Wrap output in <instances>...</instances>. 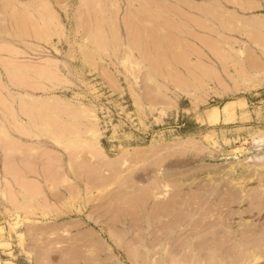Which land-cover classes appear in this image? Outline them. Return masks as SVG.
<instances>
[{
	"label": "rangeland",
	"instance_id": "374dc122",
	"mask_svg": "<svg viewBox=\"0 0 264 264\" xmlns=\"http://www.w3.org/2000/svg\"><path fill=\"white\" fill-rule=\"evenodd\" d=\"M0 126V264H264V0H0Z\"/></svg>",
	"mask_w": 264,
	"mask_h": 264
},
{
	"label": "crops",
	"instance_id": "0c3cea01",
	"mask_svg": "<svg viewBox=\"0 0 264 264\" xmlns=\"http://www.w3.org/2000/svg\"><path fill=\"white\" fill-rule=\"evenodd\" d=\"M21 127L24 129V131H25V129H26V131H29L30 130V126H24V125H21ZM4 129H5V127H1L0 126V133L2 134V135H4ZM0 134V135H1ZM22 135H24L23 133H21ZM1 138V137H0ZM3 174L5 173V172H3V171H1ZM0 172V173H1Z\"/></svg>",
	"mask_w": 264,
	"mask_h": 264
},
{
	"label": "bare ground",
	"instance_id": "6f19581e",
	"mask_svg": "<svg viewBox=\"0 0 264 264\" xmlns=\"http://www.w3.org/2000/svg\"><path fill=\"white\" fill-rule=\"evenodd\" d=\"M252 254V253H251ZM252 258V257H251ZM256 260V259H255ZM255 260H253V261H255Z\"/></svg>",
	"mask_w": 264,
	"mask_h": 264
}]
</instances>
